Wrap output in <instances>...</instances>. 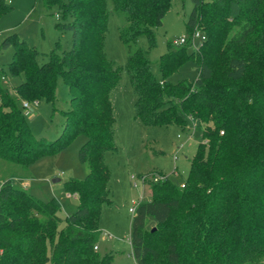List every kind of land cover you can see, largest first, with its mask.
Masks as SVG:
<instances>
[{"label": "trees", "instance_id": "1", "mask_svg": "<svg viewBox=\"0 0 264 264\" xmlns=\"http://www.w3.org/2000/svg\"><path fill=\"white\" fill-rule=\"evenodd\" d=\"M109 1L124 20L117 28L126 49L122 68L103 50L107 0H42L69 17L56 27L70 33L71 47L59 56L51 51L40 65L35 48L15 34L0 41L1 49H12L9 75L22 77L13 95L0 86V161L26 168L83 136L77 158L88 171L84 180L63 183L78 202L63 221L54 199L43 202L9 180L0 183V264H111L112 255L92 248L101 206L109 203L103 155L116 150L110 93L122 72L135 120L144 127L190 124L201 138L182 187L160 176L149 186L150 199L136 205L129 233L135 264H264V0H190L185 29L204 40L192 52L187 41L168 42L156 75L147 52L172 0ZM8 11L0 0V17ZM140 36L146 51L134 46ZM187 61L198 67L196 79L170 84ZM218 61L222 78L214 75ZM57 77L69 107L60 111L61 132L46 141L30 133L17 104L53 103Z\"/></svg>", "mask_w": 264, "mask_h": 264}, {"label": "rangeland", "instance_id": "2", "mask_svg": "<svg viewBox=\"0 0 264 264\" xmlns=\"http://www.w3.org/2000/svg\"><path fill=\"white\" fill-rule=\"evenodd\" d=\"M9 11L0 17V41L15 34L37 51V65L46 61V56L54 51L60 55L71 47L70 33L56 27L67 23L69 17L60 15L56 4L45 7L42 0H3ZM107 30L104 39V54L114 67L122 68L126 63V49L117 35V28L124 24L123 16L111 11V3L106 2ZM191 10L190 0H172L164 13L161 25L153 30L155 46L147 52L151 70L156 75V61L165 53L166 44L185 39L188 52L196 50L201 42L191 39L185 29V22ZM236 28L228 35L236 32ZM200 34V33H199ZM202 35V34H200ZM146 51V39L137 38L134 45ZM12 49L0 48V86L13 95V88L22 77H11L7 70ZM224 63L216 62L214 75L222 78ZM198 75V67L191 61L184 62L168 81L176 84L180 80L192 83ZM53 103L39 100L28 103L27 110L21 109L30 133L35 138L54 140L61 132L63 117L60 111L68 109L69 95L60 77L55 81ZM134 97L127 76L121 73L117 86L110 93V103L114 117V152L103 155L108 178L109 203L103 204L98 219L99 233L96 237L97 253L113 256L111 264H134L129 244L130 219L128 210L132 202L148 201L149 186L155 178L161 177L174 186L180 187L187 177L189 163L201 143L200 132L187 126L169 125L144 127L133 118ZM85 141L83 136L75 137L69 145L54 156L45 157L23 168L0 161V183L9 180L14 189L22 190L40 201L54 199L59 209L57 217L64 218L77 209L76 197L64 192L63 183L70 180L81 181L87 175V166L78 161L77 151ZM56 180V181H55ZM55 181V182H53ZM62 224V223H60Z\"/></svg>", "mask_w": 264, "mask_h": 264}, {"label": "built area", "instance_id": "3", "mask_svg": "<svg viewBox=\"0 0 264 264\" xmlns=\"http://www.w3.org/2000/svg\"><path fill=\"white\" fill-rule=\"evenodd\" d=\"M191 39H199L200 41H203L204 40L203 36L200 35L199 32H197V31H195V32L192 33ZM185 43H186V40L182 38V39H179L178 41H174L172 43V45L173 46H181V45H183ZM20 106H21V109H23V110H27L28 107H29V105H28L27 102H21ZM220 134H221V132H220ZM153 181H156V179L154 178ZM180 187H182V186H180ZM138 202H140V201H138ZM138 202L136 201V202H132L131 203V208L128 210V213L129 214L133 215L134 210H135V207L138 204ZM96 249H97L96 246H94L92 248L93 251H96Z\"/></svg>", "mask_w": 264, "mask_h": 264}, {"label": "crops", "instance_id": "4", "mask_svg": "<svg viewBox=\"0 0 264 264\" xmlns=\"http://www.w3.org/2000/svg\"><path fill=\"white\" fill-rule=\"evenodd\" d=\"M69 195V194H68ZM74 196V195H73ZM75 197V196H74ZM140 202H142V201H140ZM95 246L97 247V244H95ZM98 251V247H97V249H96V252ZM133 260V259H132ZM134 261V260H133ZM134 264H135V262H134Z\"/></svg>", "mask_w": 264, "mask_h": 264}, {"label": "water", "instance_id": "5", "mask_svg": "<svg viewBox=\"0 0 264 264\" xmlns=\"http://www.w3.org/2000/svg\"><path fill=\"white\" fill-rule=\"evenodd\" d=\"M56 181V180H55ZM55 181H53V182H55Z\"/></svg>", "mask_w": 264, "mask_h": 264}]
</instances>
